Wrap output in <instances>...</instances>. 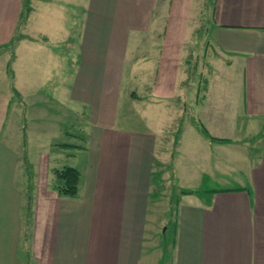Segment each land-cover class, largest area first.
<instances>
[{
  "label": "crops",
  "instance_id": "crops-1",
  "mask_svg": "<svg viewBox=\"0 0 264 264\" xmlns=\"http://www.w3.org/2000/svg\"><path fill=\"white\" fill-rule=\"evenodd\" d=\"M198 42L205 74L190 63ZM4 56L23 76L20 101L0 88V264H147L150 203L163 196L153 188L164 185L175 198L165 264H264V0H0ZM35 57L54 64L52 94L74 107L63 134L81 144L46 140L58 127L43 131L37 113L24 130L20 105L41 90ZM170 102L168 125L154 124ZM219 155L232 167L221 186ZM64 165L81 173L77 196L52 188Z\"/></svg>",
  "mask_w": 264,
  "mask_h": 264
},
{
  "label": "rangeland",
  "instance_id": "rangeland-1",
  "mask_svg": "<svg viewBox=\"0 0 264 264\" xmlns=\"http://www.w3.org/2000/svg\"><path fill=\"white\" fill-rule=\"evenodd\" d=\"M29 13V12H28ZM193 47L196 50V54L197 57L196 59L191 58L190 63L191 65H194V71L199 73L202 72L203 74H205L207 72V65L206 62L209 58V54H207V52L204 49V44L202 46H200V43H195V46L193 45ZM200 48V49H199ZM199 51V52H198ZM199 53V54H198ZM36 59V63L37 60L39 59L38 57H35ZM41 59V58H40ZM193 59V60H192ZM6 60V57H0V88L3 87L4 91L7 90V88L14 89L16 90L18 93L19 91H21L22 89L20 88V77L23 76L20 72H19V67L18 64L15 63L14 66H12V60H13V56L11 61V66L13 67L12 72H6V67L5 65L2 64V61L4 62ZM29 60H30V56H24V58L21 60V64L24 65L26 68H28V64H29ZM9 61V62H10ZM196 61V63H195ZM36 69L42 70L43 69V76L39 77V82H41V90L40 91H36V90H29V94L27 95V99L23 102L24 106L20 105V111L22 112L23 115H25L24 117V130H26L25 128L27 127H32L33 124L35 125L36 123L32 122L30 119L32 116H34L36 113L40 114L42 116V121H40L38 123V126L40 129H42L43 131H49V125H56L58 127V132L56 134L57 139L51 138L50 139H46V140H56V142H59V144L63 141H68V142H72L74 144H81L82 140L79 138H71L68 136H65L63 134L64 130H68L69 132L73 133L74 129L72 127V122L70 120H68V118L70 117V112L71 110L74 108L73 105H71L69 99V96L67 94L65 95H60V97L54 96L52 93L54 92L55 89V81L54 82H48L47 78L51 77V74L53 73L55 66L53 63H48L44 66L43 64H39L37 63L35 65ZM189 71V69H188ZM20 73V74H19ZM3 81V82H2ZM9 84V85H8ZM8 85V86H7ZM57 85V84H56ZM19 90V91H18ZM61 89H59V93ZM50 94V99H51V103L49 102H45L43 103L44 100V96L43 94ZM20 95V93H19ZM14 98H16L13 95ZM21 98V96H20ZM38 98V101H37ZM42 101L41 104H39V101ZM36 101L38 102L36 105H34L32 102ZM189 107V106H188ZM158 112L156 114L157 117V121H155L156 123L154 124H158V125H168V119L171 116V114H173L171 112V110L174 111H178V109L176 108L175 105H172L171 102L169 105L164 104L162 105V108L158 107ZM184 111V110H182ZM181 110H179V113L183 115ZM188 115V112L186 113V117ZM183 119H181L180 121H182ZM183 122V121H182ZM179 123V127L180 124ZM177 125V126H178ZM176 127V125H174L172 128ZM178 127V129H179ZM160 127H157V129H159ZM177 129V130H178ZM174 130V131H173ZM169 129L166 131H173L172 133H175V129ZM29 132V129H28ZM160 139V138H159ZM168 140V139H167ZM178 141V137H175L174 140V144H173V150L172 152H169V155L172 154L173 155V151L174 149L177 147V145H175V142ZM60 148V147H59ZM52 155H51V165L53 166L56 161L54 159V157L56 156V149L52 148ZM35 153H32V161L34 162V166L35 169L39 168L40 165L42 164V155H34ZM170 155V156H172ZM169 156V157H170ZM37 157V159H36ZM44 157V155H43ZM64 159L59 158V161H57L58 163L63 161ZM184 163H192L194 162V160H186L183 159ZM202 162H206L208 164V157L204 158L202 157ZM33 166V165H32ZM60 168V167H59ZM175 168V166L173 167ZM212 170H213V174L216 177L217 180V186H221L223 184H226L224 181L225 179L228 178V174H232L231 170L232 167L229 165L228 162H226L224 160V158L222 156L219 155V158L216 162V160H213L212 162ZM229 168L230 171H228L227 169ZM205 169H209L208 165L204 166V169H198V171L202 170V172L204 173L206 170ZM171 173L174 175V179L171 180L174 181V183L177 182V178H176V171L175 169L171 170ZM201 173V172H198ZM54 176V175H53ZM204 176V174H203ZM202 176V181H200V183L198 185H196L198 188H205L206 185L210 184L209 181L204 178ZM188 188L193 187L191 185H186ZM167 187L164 185L161 188L157 189V186H154L153 190L157 191L160 194H163L162 197H160L159 199L155 198L156 196H154L151 199V207H150V212H149V217L147 218V231H146V237H145V243H144V249H143V259H145V261H148L147 264H165V252H166V244L168 241H170L173 232H174V226H175V198L172 196V198H170V201H167V197L164 193H166L167 191ZM158 194V196L160 195ZM169 202V211L167 210L168 205L167 203ZM168 211V212H167Z\"/></svg>",
  "mask_w": 264,
  "mask_h": 264
},
{
  "label": "trees",
  "instance_id": "trees-1",
  "mask_svg": "<svg viewBox=\"0 0 264 264\" xmlns=\"http://www.w3.org/2000/svg\"><path fill=\"white\" fill-rule=\"evenodd\" d=\"M29 7L27 4H25V10L23 12V18L27 17L28 12H29ZM14 41L12 42V44ZM9 72H12L11 68V61L9 62ZM207 88V83H205V80H203V87L202 89ZM13 95L20 101V95L19 93L13 89ZM200 96V94H199ZM205 95L202 94L201 97H204ZM198 127L200 131H202L207 137L210 139H214L209 131L206 129V127L203 125L201 122H197ZM178 134V133H177ZM25 136V134H24ZM178 144V141L175 142V145ZM25 164L27 169L29 170V161H28V156L25 154ZM54 176H55V181L52 185V188L56 190L60 195L63 196H68V197H74L77 196L79 193V185H80V179H81V173L78 168L71 166V165H64L60 168H56L53 171ZM32 184L29 182L28 185V191H29V196H28V218H27V226H26V237L28 241V227H29V218L31 215V209H32Z\"/></svg>",
  "mask_w": 264,
  "mask_h": 264
}]
</instances>
